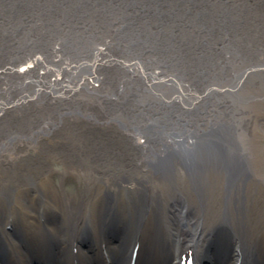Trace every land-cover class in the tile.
I'll return each mask as SVG.
<instances>
[{"label":"bare ground","instance_id":"6f19581e","mask_svg":"<svg viewBox=\"0 0 264 264\" xmlns=\"http://www.w3.org/2000/svg\"><path fill=\"white\" fill-rule=\"evenodd\" d=\"M140 1L0 0L18 12L16 28H0V137L7 143L0 145V194L19 196L0 199V264H128L137 244L136 264H167L188 250L197 264H232L237 256L264 264V150L257 139L250 146L239 123L258 81L249 74L264 75L250 2L160 0L155 21ZM252 5L261 11L264 1ZM86 58L107 66L97 70ZM110 99L117 103H109L107 125L121 139L101 141ZM82 122L94 125L96 138L82 135L61 150L69 169L95 176L70 188H82V197L64 199L53 180L36 183L50 173L44 164L3 168L5 158L22 161V139L27 153L42 158L53 152L41 135L59 146ZM22 183L32 189L26 197Z\"/></svg>","mask_w":264,"mask_h":264},{"label":"rangeland","instance_id":"374dc122","mask_svg":"<svg viewBox=\"0 0 264 264\" xmlns=\"http://www.w3.org/2000/svg\"><path fill=\"white\" fill-rule=\"evenodd\" d=\"M148 3V6L152 9L156 8L158 5L157 0H145ZM232 1H236L237 3H242V2H250L247 10L250 13V23L253 29V34H254V39L256 41H262L263 44V48H261L262 50H264V35L262 33V31L264 32L263 28L256 29V25H258L259 23H264V8L262 7L261 11H255L254 12V6L252 5V0H232ZM264 1V0H262ZM143 2L144 4H146L144 2V0L140 1ZM5 3V2H4ZM6 5L4 4H0V28L6 29V28H16L14 26V23L17 22V19L14 20V16H16V18H18V12L17 14H14V10H8L6 7ZM147 14H149V12H147ZM149 19L151 18V14H149ZM264 27V25L262 26ZM15 40H17L18 38H21L22 40H25L24 38L20 37V36H16L14 37ZM249 53L251 54V51L249 50ZM86 61H90L93 64L98 65V68H106V63L105 62H101L99 59L97 58H86ZM82 69H87L88 66L86 67H81ZM164 68V67H163ZM164 70L168 71L166 68H164ZM262 73L259 72H253L251 74H249V77H254L256 80H258L259 82H261V84L264 86V75L261 76ZM93 79V78H92ZM90 79V81L92 80ZM256 81V83L252 86L251 89V94L248 95L247 100H249V107L247 108L246 111H241L239 114V123H241L244 127V135L247 139V142L250 144V146H253V142L255 139H257V144H255L257 147H259L260 149L264 150V87H258L259 86V82ZM201 89V88H200ZM227 91V90H224ZM253 95H260V97L258 98H253ZM236 102L238 104H242L244 103L243 100L239 99V98H235ZM38 106H42V103L39 101L35 102ZM109 103H117V100L115 99H110L107 101L106 104H104V127H103V132H104V138L103 139H114V140H118L121 139L120 137H118L117 135H115L116 130L111 126L107 125V117H108V107H109ZM123 104V100L120 99L119 100V105ZM53 107H56L53 106ZM75 112L79 113L78 110H75ZM255 114L259 115V117H255ZM49 124V123H48ZM260 125V127L258 126ZM255 126L256 127V133L253 134L251 131V127ZM65 132L70 133L71 135V131L68 128H62ZM72 133L75 134V138L73 137L69 142L68 140H65V142H63L61 139V144L62 145H52L49 137L46 135H41L42 138L47 139L48 142L45 145L47 149L50 152H53L52 155H48V156H42V158H38L36 157V154L34 152H29L27 153V149L29 148L28 146H23L24 143L29 142L28 140L22 139L21 141H19L18 143V149H20L18 156L20 158L19 161L17 159V157L10 159V160H6V158L4 159L2 166L3 168H8L10 170V173L18 170V168L22 169V170H36L37 168L40 169V167L44 164V167L47 168L46 171H50V173H46L43 174V176L39 179L36 180V182L40 183V184H44L47 181H52L54 186L56 187L57 191L62 195V197L66 200H71L73 199L72 197L77 196L78 198L82 197L84 195V190H82V188H80V190L82 192H78L77 190H71L70 188H72V186L75 188L80 187L81 185H87L91 184L94 182L95 176L94 174L89 171V170H80L79 167L75 168V170H71L68 168V165L65 163V160L63 158V154L61 152V150H65V146L68 147L71 145L72 142L76 141L78 138H80L82 135H89L92 136L94 138H96V136L98 135L94 127V125H92L91 123L88 124L85 122H82L80 124V126L78 124L73 125L72 128ZM108 137V138H106ZM0 145H5V149L7 148V143L4 141V139H2V137H0ZM12 145L14 147V139L12 140ZM41 148V147H40ZM54 150V151H52ZM5 151V150H4ZM27 153V154H25ZM25 154V155H23ZM49 163L50 168L48 167V165L46 164ZM3 171V169H2ZM183 175L186 174L185 170H182ZM20 191L22 190H32L31 188H27L26 183H22ZM22 196L24 195L21 194ZM18 196V193L15 192V190L13 189L9 195H4V194H0V199H4L6 201H12L14 202L15 198ZM43 197L44 198H48L50 197V194L44 190L43 192ZM45 199V200H46ZM195 199L199 200L198 197H195ZM201 201V200H199ZM224 199H221V203L224 202ZM10 205H8L6 207L7 210H14V204L13 203H9ZM260 207L257 206V209L259 210L258 212H260ZM152 220L155 221L158 218V215L156 213L153 214V216H151ZM10 227V226H8ZM8 231L10 232V234L15 235L14 233V227H11V229L8 228Z\"/></svg>","mask_w":264,"mask_h":264},{"label":"water","instance_id":"95a60500","mask_svg":"<svg viewBox=\"0 0 264 264\" xmlns=\"http://www.w3.org/2000/svg\"><path fill=\"white\" fill-rule=\"evenodd\" d=\"M146 2V1H145ZM157 2H158V5H157V7L156 8H154L153 9V19L156 21L157 19H161L162 18V12H161V10H160V0H157ZM147 3V2H146ZM141 7V5L140 4H138V3H136V2H134L133 3V7L132 8H140ZM21 20H22V23L24 22L25 23V18H24V16L23 17H21ZM205 32H208L207 30H205ZM131 57V56H130ZM163 67L164 68H166L168 71H166V72H170V73H172L173 72V70L175 71V69H173V70H171V68L170 67H167V66H165V65H163ZM97 70H100V68H98L97 67ZM83 71L84 72H88V69H83ZM173 73H177V74H175V75H178V72H173ZM87 74V73H86ZM92 74V73H91ZM179 76V75H178ZM178 76H176L177 78H178ZM176 78V79H177ZM31 85H33V83H30ZM27 87H28V85H26ZM30 86V85H29ZM46 94H48L49 95V93H46ZM49 96H52V95H49ZM34 102H36V101H38V100H36V98H35V100L34 99H32ZM44 102H49L47 99H42ZM60 99H58V100H56V102H52L51 103V105L52 106H55L56 105V103L59 101ZM56 108H58L57 106H56ZM45 119H47V118H45ZM44 120V119H43ZM42 126L43 127H46V125H44V124H42ZM106 138H108V137H106ZM101 141H104V139L103 138H101L100 139ZM115 144H117V145H120V146H122V144H120V143H115ZM20 168H18V170H19ZM28 170H30V169H28ZM42 177V176H41ZM41 177H38L37 179H39V178H41ZM36 179V180H37ZM36 183H38V182H36ZM38 184H40V183H38ZM16 192V191H15ZM17 193V192H16ZM20 193H24V197H26V196H28L30 193H31V191L30 190H27V189H25V190H22ZM15 199H17V198H15Z\"/></svg>","mask_w":264,"mask_h":264}]
</instances>
